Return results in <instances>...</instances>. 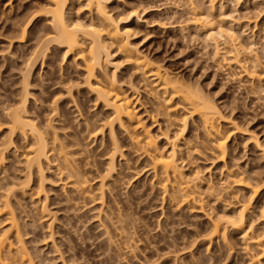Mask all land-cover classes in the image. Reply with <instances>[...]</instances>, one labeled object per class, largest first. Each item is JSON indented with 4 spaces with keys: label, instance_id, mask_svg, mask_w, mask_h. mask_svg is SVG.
Returning a JSON list of instances; mask_svg holds the SVG:
<instances>
[{
    "label": "rangeland",
    "instance_id": "rangeland-1",
    "mask_svg": "<svg viewBox=\"0 0 264 264\" xmlns=\"http://www.w3.org/2000/svg\"><path fill=\"white\" fill-rule=\"evenodd\" d=\"M71 1L67 17L88 21L91 14L82 0ZM46 2L0 0V144L9 138L7 112L20 98L29 56L50 25L45 18L37 20L25 39L20 37L21 28ZM199 2L208 12L209 1ZM216 2L214 23L235 27L248 47L242 67L228 59L232 46L227 41L220 39L215 51L205 31L187 21L193 14L188 0L107 3L114 16L122 17L120 25L130 31L133 45L185 85L199 89L222 113L220 127L227 136L224 158L218 156L201 118L185 102L178 97L167 101L154 82L127 60L126 53L115 44L110 46V62L97 70L95 80L116 79L133 95L139 118L164 153L172 152L169 137L187 118L188 126L177 141L183 180L172 178L170 192L164 191L162 175L152 170L149 157L132 145L124 127L116 125L124 155L117 157V173L104 187V200L99 199L113 144L109 129L96 138L92 133L111 111L85 84L82 59L69 55L63 59L64 50L38 58L27 105L28 115L52 147L53 165H45L44 170L45 189L38 191L42 179L36 170L30 188L20 186L28 172L31 136L17 134L16 146L7 150L0 167V230L12 235L14 247L20 233L21 244L35 264H256L250 263V257L257 252L256 236L264 234V0ZM252 70L260 77H251ZM66 152L72 168L88 179L87 194L73 186L76 178L65 168ZM183 182L195 200L172 202L175 193L181 194ZM8 189L14 192L9 194ZM173 189L179 191L173 194ZM5 197L12 204L16 226L4 207ZM246 201L248 238L229 228L226 239L210 242L212 220L233 214ZM260 260L264 264V254ZM5 263L22 264L23 260L13 251Z\"/></svg>",
    "mask_w": 264,
    "mask_h": 264
},
{
    "label": "bare ground",
    "instance_id": "bare-ground-1",
    "mask_svg": "<svg viewBox=\"0 0 264 264\" xmlns=\"http://www.w3.org/2000/svg\"><path fill=\"white\" fill-rule=\"evenodd\" d=\"M46 1V5L44 4L45 7L40 8L42 13L40 11L34 13V11V14L31 15L28 20L26 19L27 21L24 22V25L21 28L20 37L25 39L30 25H36L37 20L45 18L49 21L50 25L49 27L43 29V34L39 35L38 43L33 52H31L32 55L29 56L30 58L28 62L26 60L28 64L26 63L27 67L24 70L25 73L23 74L22 78L23 83L20 92V98H18L16 106L14 105V108L7 112L9 119V138L0 144L1 167L4 164V161H6L5 159L7 150L16 146L14 144L17 134L20 133L25 138L27 136L32 137V141L29 142L30 150L26 159V170H28V172L26 178L20 186H23L24 188L27 187L26 189H28V187L30 188L32 172L36 170L39 173V178L42 179V181L39 182L41 184L39 185L40 189H38V191H43V189H45L43 187V180H45L43 177L45 165H48L49 167L53 165V159H51L50 156L52 147L49 146V138L46 136L45 132H43V129L39 128L36 122L34 123L32 118L28 115L27 105L30 93V76L36 63L38 62L37 60L40 56H47L52 52V50H64V53L62 52L64 54L63 59L69 55L83 60L85 64L84 70L86 73L84 80L85 84L88 86L91 92L93 91V93L96 95L97 101L103 103L105 107L111 111L109 118H107L105 122H103V124H101L99 127L96 126L97 128H95V130L93 129L94 131L92 133L95 137L98 134L101 135L105 128L109 129L113 144L107 169L102 175L100 181V195H98V197L101 201L104 200V187L109 183V180H111V177L114 176V173H117L116 159L118 156L124 155L121 149L122 145L119 143L118 136L116 134V125L119 127L121 126V128L124 127L123 129H125V131L128 133L132 145L137 149H141L144 154L149 157L152 170L155 173H160L162 175L161 186L164 188L165 192L171 191L169 187L171 186L170 183L172 178L180 179L181 181L183 180L182 166L178 162L177 157V141L179 140V137L184 134V131L188 126L187 118H184L183 124L181 123L179 131L174 133L173 137H169L172 142L173 149L170 154H166L158 145L156 137L150 132L148 126L145 125L144 122L139 118L133 95L127 93L116 79H112L109 82L95 80L97 70H100L105 65V62H110L112 52H110L109 48L112 45L114 46V44L119 50L126 53L127 60L135 64L137 69L146 79H151V81L154 82L156 87L166 95L165 98L167 101H170L174 97H178L183 102H185L190 108L191 113L197 114L201 118L204 129L214 144L218 156L222 158L226 156L227 136L220 127L222 113L217 104L213 100L203 95L199 89L193 90L181 82L178 78L172 76L162 64L154 61L146 54L141 52L135 45H133L132 41L129 39L130 31L120 25V21L122 19L119 18L122 17L117 18L108 9L107 3L110 0H82L91 14V18L86 22H82V20H71L70 17V19L67 17V10L70 2H72L71 0ZM188 1L191 7L193 4V14L187 19V21L189 23L191 22V24L194 23L198 28L205 31L207 38L214 43L216 47L215 51L218 49V42L220 39L223 38L225 42L227 41L232 46L228 59L232 60L239 66L241 65L240 67H242L246 61L244 54L247 53L248 47L244 45L241 40H239V36L236 35V32L234 31L235 27L229 25L230 27L228 28H222L220 25L218 26L214 23L216 18L214 16V9L219 2H216V0H208L209 7L208 12H206L201 8L199 0H195L193 2L192 0ZM223 4V2L219 4L221 10L223 8ZM134 11L135 10L131 12L133 13ZM134 14H137L136 11ZM223 14L224 13H222V15ZM225 17H227L226 14ZM214 24L216 26H214ZM223 39L221 41H224ZM252 71L253 72H249L251 77H260L255 70ZM16 149L17 148H15V150ZM68 154L69 152H66V155L64 156L66 161L65 168L67 169L69 175L76 178L72 180L73 186H75L79 193H83L89 186V181L87 178H84L83 175H81L83 178L79 176L80 172L72 168V164L69 162ZM24 188H22V190ZM77 190L76 192H78ZM179 190L181 191V194L177 195L175 193V197H173L176 198V196H181V200L180 198H177L175 201L173 198L172 202L174 201L177 203L178 201L189 204L190 201L195 200L193 191L191 188H189L187 183H181ZM8 191L10 194V192L12 193L13 190L8 189ZM175 191L173 189L172 193ZM253 191L255 193L257 192L256 189ZM93 196L92 198H97ZM6 199L7 200L4 202V207L12 220V225L16 226V218L14 217L13 210L11 209L12 204L10 203L8 197ZM101 203L103 204L104 201ZM45 207L44 209L47 210ZM248 209L249 202L246 201L240 206V209L233 214L225 215L226 217H221L219 215V218L213 219L211 228L209 229L207 235L210 242L212 239H216L218 237H223L226 239L229 228L233 229V231L236 230L237 232H240L242 236L247 239L249 234L248 230L251 226L249 224L250 222H247ZM17 241L18 245L14 247L15 242L12 239V235H10L7 230H0V264H6L5 261L8 259V253H13V251H15L17 257L19 256L20 259L22 258V264H35L28 250L23 244H21L22 240L20 238V233H17ZM255 243L258 248L257 252L252 254V257H250V263L253 262L260 264V258L264 254V234L256 236Z\"/></svg>",
    "mask_w": 264,
    "mask_h": 264
}]
</instances>
